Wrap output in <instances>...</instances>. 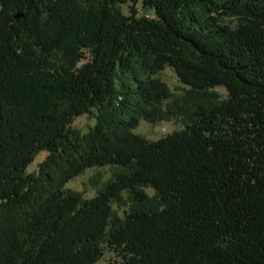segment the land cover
I'll list each match as a JSON object with an SVG mask.
<instances>
[{
	"label": "trees",
	"instance_id": "16d2710c",
	"mask_svg": "<svg viewBox=\"0 0 264 264\" xmlns=\"http://www.w3.org/2000/svg\"><path fill=\"white\" fill-rule=\"evenodd\" d=\"M165 68L193 106L150 141L133 131L166 117ZM103 167L121 173L93 198L65 189ZM106 253L264 264V0H0V264Z\"/></svg>",
	"mask_w": 264,
	"mask_h": 264
},
{
	"label": "rangeland",
	"instance_id": "374dc122",
	"mask_svg": "<svg viewBox=\"0 0 264 264\" xmlns=\"http://www.w3.org/2000/svg\"><path fill=\"white\" fill-rule=\"evenodd\" d=\"M81 4L88 0H77ZM85 62L83 60L79 66ZM157 78L167 87L170 97L164 101L160 110L166 117L155 123L140 122L137 128L133 131L134 134L142 136L147 140L154 141L165 137L173 131H178L183 128L186 117L192 108V95L189 89L182 85L174 72L170 68H165L157 74ZM208 95H216L219 100L225 99L226 92L223 88H214L207 92ZM94 124V119L90 116H82L73 122V127L81 132H86L87 129ZM46 157L45 153H40L35 158L34 162L28 167L27 172L33 173L37 170L38 165ZM121 173L120 169L113 167L93 168L86 170L83 174L72 179L65 185V189L69 192L79 194L83 200L90 199L102 191L105 186L111 182L117 174ZM145 192L149 198L156 204V196L153 190L146 189ZM132 206L131 197L127 192L121 193V198L112 204V210L116 216L123 217L124 212H127ZM113 255L106 253L105 256L97 264H112Z\"/></svg>",
	"mask_w": 264,
	"mask_h": 264
}]
</instances>
